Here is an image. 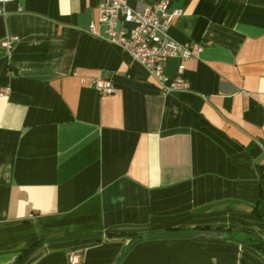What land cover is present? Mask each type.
Listing matches in <instances>:
<instances>
[{"label": "crops", "instance_id": "0c3cea01", "mask_svg": "<svg viewBox=\"0 0 264 264\" xmlns=\"http://www.w3.org/2000/svg\"><path fill=\"white\" fill-rule=\"evenodd\" d=\"M98 1L0 16V264H264V0H172L170 37L200 50L166 93L88 32ZM173 230L195 234L143 238Z\"/></svg>", "mask_w": 264, "mask_h": 264}, {"label": "built area", "instance_id": "2783aa9c", "mask_svg": "<svg viewBox=\"0 0 264 264\" xmlns=\"http://www.w3.org/2000/svg\"><path fill=\"white\" fill-rule=\"evenodd\" d=\"M172 0H158L142 8H132L121 0H99L96 21L89 23L88 32L128 53L133 60L145 67L157 81L163 93L173 90H186L189 86L183 77L184 61L192 58L200 50L193 51L187 45H181L169 35V29L179 10H170ZM8 2H17V10L22 7L18 0H0V16L5 13L4 6ZM15 37L0 40L4 47H11ZM178 57L180 63L174 77L164 74V63L167 59ZM80 83L88 82L101 95H112L118 89L110 79L103 77L77 76ZM8 93L4 89L0 94ZM70 264H82L79 252L68 254Z\"/></svg>", "mask_w": 264, "mask_h": 264}, {"label": "water", "instance_id": "95a60500", "mask_svg": "<svg viewBox=\"0 0 264 264\" xmlns=\"http://www.w3.org/2000/svg\"><path fill=\"white\" fill-rule=\"evenodd\" d=\"M192 234H195V232L184 231V230L158 231L153 233H147L143 235V238L145 239L175 238V237H186Z\"/></svg>", "mask_w": 264, "mask_h": 264}, {"label": "trees", "instance_id": "16d2710c", "mask_svg": "<svg viewBox=\"0 0 264 264\" xmlns=\"http://www.w3.org/2000/svg\"><path fill=\"white\" fill-rule=\"evenodd\" d=\"M141 238V236H136L135 239ZM255 246L260 249L264 253V243L262 241H258ZM26 252V251H24ZM17 264V263H16Z\"/></svg>", "mask_w": 264, "mask_h": 264}]
</instances>
